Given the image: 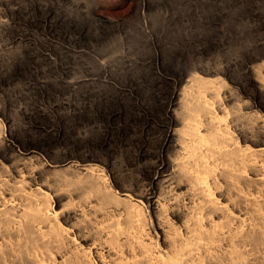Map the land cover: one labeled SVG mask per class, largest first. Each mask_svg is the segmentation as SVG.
I'll use <instances>...</instances> for the list:
<instances>
[{"label":"bare ground","instance_id":"obj_1","mask_svg":"<svg viewBox=\"0 0 264 264\" xmlns=\"http://www.w3.org/2000/svg\"><path fill=\"white\" fill-rule=\"evenodd\" d=\"M8 2L0 0V6L11 3ZM233 6L242 17L250 16L257 27L251 25L255 33L250 40L240 34L241 47L235 52H230L226 42L221 43L220 50L228 52L227 60L224 51L217 59L223 57L221 61L225 63H208L204 59L186 67L181 59H177L178 63L174 59L173 64L162 56L160 69L167 71L171 66L175 74L166 72L164 76L154 72L152 77L144 78L145 83L136 79L130 82L135 91L143 88L137 101L142 110L136 111L142 117L141 127L137 126L140 133L134 129L137 118L133 119L135 122L129 121L128 130L137 137L138 147H132L137 152L131 149V155L136 153L134 158L148 178L144 190L140 188L144 183L124 178L118 174L120 170L111 173L115 182L109 184L98 163L109 158L99 155L98 150L94 154L88 147L85 150L79 146L81 149L65 151L50 145L43 135L22 133L13 127L3 138L0 127V264H258L256 259L264 257V0H235ZM211 42L215 44L216 40L212 38ZM128 44L131 46V42ZM135 60L129 61L132 71ZM176 66L182 67V73L176 75V71L181 72ZM119 67L121 70L122 65ZM112 70L109 71L113 77ZM134 73L133 77L138 72ZM84 128L81 127L83 131ZM100 136L98 139L102 140L104 137Z\"/></svg>","mask_w":264,"mask_h":264},{"label":"rangeland","instance_id":"obj_2","mask_svg":"<svg viewBox=\"0 0 264 264\" xmlns=\"http://www.w3.org/2000/svg\"><path fill=\"white\" fill-rule=\"evenodd\" d=\"M8 1L9 2L11 1V3L8 2L9 4L7 5L2 4V6H0L1 8L0 9V123H2L0 127H3V129L1 128V131L3 130L2 133L4 134V136L2 134V137L4 138L7 135L8 130L11 127H13L15 128V130H19L22 133H30L37 135L38 137L39 136L41 137L43 135L45 136V138L48 139L50 145L52 146L55 145L57 148H61L65 151H70L72 149L75 150V148L81 149L83 147H84L83 149L85 150L89 149L92 150L93 152L94 150H98L97 152L98 154L100 153L99 155L102 156L103 154L104 157H106V159L107 157L109 158L107 159V161H110L107 162L104 159L105 162L104 161H102V163L98 162L99 164H101V168L102 167L104 168V170L102 169L101 171H103L102 173L105 172L104 175L105 178L106 176L108 177L106 179H108L107 181L109 182V184L111 183V181H112L111 184H114L113 182H115L113 174L111 173L113 172L118 173L119 172L118 170H120L118 174L123 175L124 178H128V179L129 177L130 179L136 178L137 180L139 179L141 183H144L142 184L143 187L142 186L140 187L142 190L148 187L147 186L148 181H146L148 180V178H146L141 168H139L140 166L135 160L136 158H134L136 153L133 156V153L135 151L137 152V148L132 149L134 145L135 147H138L137 137L136 134L130 133V131L128 130V124L131 121L135 122L134 120L137 118L138 121L136 122L138 124L136 123L137 125L136 124H135L136 126L134 125V129L137 130L138 132L140 131V128L138 127L139 126L141 127L140 122H142V117H140L138 113L141 112L140 110H142V108L141 106L138 105L137 101H139L141 98L140 96L143 93V88L142 90H140L141 88L139 89L138 87V91L137 90L135 91L132 89L131 83L135 81V79L138 80V83L139 81L140 83H145V81L147 82V80L145 79L152 77L155 74L154 72L159 73V75L163 74L164 76L166 72L170 74H175V72L172 71L171 66L167 71L162 70V68L160 69L161 67L160 62L162 56H165V58L168 57L166 59L168 60L167 62L173 64L178 63L177 59H181L182 61L180 60V63L181 64L184 63V65L186 64L185 65L186 67H190L194 65L198 61L202 62L204 61V59L207 60V62L213 60L215 63L216 62L219 63L223 57L219 60L217 59V57L218 56L221 57L222 52L224 51L223 56L225 53L224 59H226L227 58L226 55L228 53V52L226 53L225 50H220V48L222 49L223 47L222 46V44H224L223 42H226L225 45L231 49L230 52H235V50H239V48L241 47V44L239 45V43H241L242 41L239 38L240 34H244V36L250 40L255 33V30L252 28V26L253 27L256 26L254 25V22L251 21L252 18L250 16L248 17V15L247 16L245 15L242 17V15L239 14L237 8L236 7L234 8L233 3L235 0H8ZM229 1L231 2V4ZM12 3L13 5H11ZM232 6L234 10L232 9ZM229 10L231 12H229ZM237 13L239 14V17ZM243 18L246 22L243 20ZM237 22H239L238 25ZM232 26L234 27L232 28L233 32L231 31ZM235 27L237 29H235ZM245 29H247L248 31L246 30L245 32ZM249 29L251 31H254L252 32L253 34H250L251 31H249ZM225 31L227 34L224 33ZM97 32L99 34H97ZM129 32H131V34L133 35L135 34L136 36L135 35L134 36L136 38L131 34L128 35L127 33ZM116 33L118 36H115ZM145 33H147V36ZM94 34L97 36V38ZM233 34H235L236 36ZM103 36L104 37L106 36V38H104ZM182 36H185L186 39H184ZM181 37L182 39H180ZM212 38L216 40L215 44L211 42ZM92 39L93 41H90ZM230 41L233 43V44L231 43L232 45L230 44ZM130 42H131V46L132 45L134 46L131 47L130 44H128ZM217 43L218 44L220 43L219 46L217 45ZM227 43L230 44L231 47ZM234 43L239 46L237 47L236 45L234 46ZM136 44L139 45L137 46L138 48L135 47ZM164 44H166V46ZM97 45L100 46L96 47ZM115 46L118 49L117 51L114 49L116 48ZM129 47L134 49V51L132 49L130 50ZM175 47L178 49V51L173 50L176 49ZM100 48H102V51L106 48V50H104L105 53L104 51L102 53ZM119 48L121 50V54L122 55L125 54L123 55V57L122 55H120ZM136 48L137 49L140 48L141 51L140 50L139 52L136 51L137 50ZM144 48L145 49L148 48V50L145 51ZM182 48L186 50V52ZM92 49L94 51H91ZM164 49H165V53H164ZM214 50L215 51L217 50V52H215ZM84 51L86 52L87 55L84 53ZM98 51H100L101 54ZM196 51L198 52L196 53ZM200 51L201 52L203 51V54ZM111 52L114 53L116 56L113 55ZM137 53H139L138 55L139 57L137 56ZM208 53L211 55L209 56ZM106 54L108 57L106 56ZM111 54L113 56H111ZM213 54L214 57H212ZM88 55L89 57H92L91 58L92 60L94 59V57L99 58V60L95 58L93 60L94 62H92V60H90ZM117 55L121 58H119ZM159 55L160 58L157 57ZM103 56H105V58L102 59ZM154 56L157 61L155 60ZM106 57L107 60L109 61L111 58V63L106 60ZM112 57H114L115 59ZM116 57H118L119 59ZM132 57L136 59L135 61H137L135 67L133 66V68L135 69V70L133 69L134 71L131 70L130 67L131 63H129L130 59H133ZM136 57L139 60H137ZM113 59L114 62L112 61ZM173 60L175 63L173 62ZM194 60H196V62H194ZM88 61L91 64L87 63ZM96 61L99 62V63L97 62V66L95 63ZM105 61L107 62L108 67L106 66ZM116 61H119V63H121L122 71L120 70L119 67L121 65ZM222 61L220 63H225V60L224 62ZM102 62L104 63L102 64ZM143 62L145 63V66ZM117 63L119 65H117ZM109 64H111L112 66L114 64L115 66H113V68H110L112 66L110 65L109 67ZM145 67L148 68V70L145 69ZM176 67H177L176 70H181L180 68H182L180 67L178 69V66ZM108 69L109 70L113 69L112 71L116 72L117 78H115L116 77L115 72L114 74L112 72V75H114L112 77L111 72ZM127 70L129 71L131 70V71L129 72ZM123 72L124 74L126 73L127 74L124 75L122 74ZM131 72L132 73L135 72L134 74H136L137 72L138 73L133 77ZM143 72H145V74ZM178 72L182 73V70L181 72L176 71V75L178 74ZM122 75L125 76V79H123ZM139 75L141 76V78ZM119 76L121 77L119 78ZM128 77H132V78L130 79ZM84 78L88 80L86 81ZM97 80L101 81L103 84H101V82L99 84V81ZM120 80L122 82L117 83ZM93 81L96 85L93 83ZM89 82L91 83V85ZM107 83H109L108 84L109 86L111 85L110 89ZM126 83H129V86ZM85 85H89V86L86 87ZM93 85L94 87L91 90V87ZM103 85L105 87H102ZM113 86L114 88L111 89ZM95 87L97 88V90ZM117 87L119 88V90ZM104 88L106 91L104 90ZM127 89L130 91H128V93L125 94L127 92ZM103 90L105 93L101 92ZM85 91H86V96L88 95L87 98L85 97V93H84ZM131 91L133 93L135 92L134 93L135 95ZM140 91H142V93ZM114 93L116 94L113 95ZM121 93L124 96L125 95L128 96V98L127 96H125L126 100L128 99L127 102L124 96L121 95ZM97 98L102 101H99ZM115 98L116 99L119 98L118 101ZM92 99H94V101L96 102H94ZM111 100H113V103L115 105H113ZM106 101L108 104L106 103ZM124 101L126 104H124ZM109 102L111 105L109 104ZM121 102L123 103L121 104ZM102 103L104 105H102ZM89 104L93 105V107ZM82 105L85 107H83ZM99 105L102 106L99 107ZM134 106L137 108H135ZM126 107H128V110H126L125 112ZM131 107L134 108V110ZM136 111L138 113H136ZM127 112L130 113L127 114ZM122 113L125 114L123 115ZM135 114H137L138 116H135ZM122 119H124L125 122H123ZM89 125L91 126L89 127ZM83 126H85V128ZM81 127L84 128V131L83 129H81ZM92 129L95 131H92ZM110 129L111 130L114 129V131H111ZM47 131L48 132L52 131V133L49 135ZM95 132L98 134H96ZM102 133L103 135L104 134L106 135L103 136ZM116 133L117 134L119 133L120 135L119 134L117 135ZM122 133L123 134L125 133L124 136ZM139 133L137 134L139 135ZM88 134L90 135V137L87 136ZM79 135L81 137L83 135L84 139L82 140L83 137L81 138ZM116 135L121 136L122 138L119 137L120 139L119 140ZM99 136L100 138L103 136L104 138L103 137L102 138L104 139V141L102 138H101L102 140L98 139ZM131 136L132 139L130 138ZM93 137L95 138L92 139ZM111 138L114 141H111L112 140ZM116 138H117V142L119 141L120 143L116 142ZM125 139L128 141L129 140L132 141L134 139L133 140L134 142L133 141L128 142ZM83 141L86 145L83 143ZM94 141L97 142L98 144L100 143L101 146L95 143ZM121 141L122 142L124 141V143H122ZM108 143L110 145H108ZM124 144L126 146H124ZM91 145L94 147L92 148ZM95 146L97 149L95 148ZM86 147H88V149H86ZM131 149L133 151L132 155H131L132 152ZM95 152L94 154H97ZM107 163L110 165H107ZM135 169L139 171H136ZM106 171H107V175H106ZM123 171L125 173L126 172L129 173H126L127 174L126 175ZM133 173L135 176H133ZM136 176H138V178ZM56 208L59 209L58 206H56ZM260 257L258 258L264 260L263 256ZM258 258L256 259L257 260L256 263L259 264L260 262H262L260 264H263L264 261L260 260V262H258L259 261Z\"/></svg>","mask_w":264,"mask_h":264}]
</instances>
